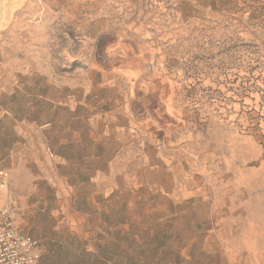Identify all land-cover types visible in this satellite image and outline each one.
I'll return each instance as SVG.
<instances>
[{"label": "rangeland", "instance_id": "374dc122", "mask_svg": "<svg viewBox=\"0 0 264 264\" xmlns=\"http://www.w3.org/2000/svg\"><path fill=\"white\" fill-rule=\"evenodd\" d=\"M134 100L174 124L135 128ZM42 101L76 108L54 116L79 151L27 133L49 128ZM66 156L113 162L116 197L67 180ZM0 173L36 264H264V0H0Z\"/></svg>", "mask_w": 264, "mask_h": 264}, {"label": "crops", "instance_id": "0c3cea01", "mask_svg": "<svg viewBox=\"0 0 264 264\" xmlns=\"http://www.w3.org/2000/svg\"><path fill=\"white\" fill-rule=\"evenodd\" d=\"M45 72H39L40 75H43ZM35 76H33V78L31 79V81H34L37 76L35 72L33 73ZM41 77V76H40ZM137 77L139 79H150L152 83H157L156 79H151L150 73L149 72H143V73H139L137 75ZM60 89H61V93H63V85H60ZM43 103V101H42ZM43 104H48V106L45 108L46 111V120L45 123H49V128L46 129H41L39 128L36 124L31 125L32 121H30V123H28V128H27V133L30 136H33L34 139L36 141L41 142L42 138L43 141L45 142V145L47 147H50V144H52L53 140H51V136L57 137V142H59V146L61 147V149L64 148H70L75 147L76 150L79 151V149H81L84 144H83V139H82V135H83V130L80 128H72V127H68L66 128L65 126V122L62 123V126L59 125L58 129H56L55 124H56V118L54 116L55 113V108H59L62 109L61 112L57 113L56 116H58V120H66L67 117H71V118H75V121H77L78 119H80L78 116V113L75 109L71 108L67 111L65 106H62L60 104H57V106L55 108H53V106L55 105L53 104H49L48 101H45ZM36 107H33L32 112L35 113L36 112ZM52 111L51 114H49V112ZM162 114L164 115V117H160L159 118H154L151 114L146 113V112H140V109L137 107V102L136 100L133 101V111H131L130 115H128V119L130 120V123L133 124L135 126V128H138L139 130H144V131H151L152 133H155V130H159L161 129L164 125H165V120H169L167 123L169 125H173L174 123L170 121V119H172V115L171 113H169L168 111H162ZM151 116V117H150ZM162 121V122H161ZM40 129V130H39ZM157 130V131H158ZM51 131V132H50ZM50 132V134H49ZM159 132V131H158ZM160 133V132H159ZM157 138V136H156ZM76 151V152H78ZM64 160V165H62V167L67 168L68 169V173L66 174V178L67 180H72V177L76 175V173L78 175L82 174V173H86V172H91L92 176H91V180L88 182H85L84 184H86L87 186H89L90 188H93L96 190L97 193H95V197H100L101 195H103L104 193H107V197H110V199L115 196L116 197V192L118 189V180L120 177H123V174H121V176L118 175V171H117V167H115L113 165V162L109 163V170L108 172H104L101 168L93 166V168L90 169H86L84 170L83 168H81L82 164H81V159L79 157L75 159H70L69 156H66V158H62ZM153 160H157V162H160V167H162L160 169V171L163 174H171L174 171H166L167 170V166H163V164H167L166 162H169L168 159H164V157H159L157 159L151 157V158H145L142 159V161H140L141 163L139 164V170H144L146 166L150 165ZM91 162L93 163H100L101 162V158L99 157V154L93 155V158H91ZM175 163V162H174ZM65 178V179H66ZM70 185V184H69ZM70 191L74 192L75 188L74 186L70 185ZM115 200L117 201V198H115ZM114 247H116V238L113 237L112 239ZM120 240H117V248H119L120 246ZM120 252V250H118ZM90 255H92L94 257V260L91 264L97 262H100L102 264H115L112 263L109 259L100 256L99 257H95L96 254H94V251L90 250L89 252ZM143 257H139L138 259H132L135 260L137 262V264H147L146 259H142ZM148 261V260H147ZM115 262V261H114ZM150 262V261H149ZM151 264H153L152 262H150Z\"/></svg>", "mask_w": 264, "mask_h": 264}, {"label": "built area", "instance_id": "2783aa9c", "mask_svg": "<svg viewBox=\"0 0 264 264\" xmlns=\"http://www.w3.org/2000/svg\"><path fill=\"white\" fill-rule=\"evenodd\" d=\"M7 180L0 173V187ZM39 240L18 230L11 204L0 206V264H36Z\"/></svg>", "mask_w": 264, "mask_h": 264}]
</instances>
